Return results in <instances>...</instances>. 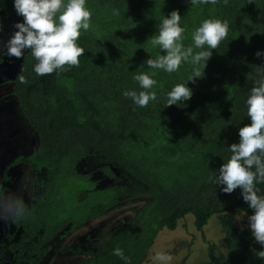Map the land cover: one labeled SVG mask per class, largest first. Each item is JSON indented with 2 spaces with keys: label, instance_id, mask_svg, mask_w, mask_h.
Segmentation results:
<instances>
[{
  "label": "trees",
  "instance_id": "16d2710c",
  "mask_svg": "<svg viewBox=\"0 0 264 264\" xmlns=\"http://www.w3.org/2000/svg\"><path fill=\"white\" fill-rule=\"evenodd\" d=\"M86 6L92 27L82 30L78 41L85 49L79 67L38 76L37 61L25 51L13 79L12 95L37 136L32 151L18 154L5 169V177L15 164L33 169L30 200H15L26 209L22 217L13 216L21 231L12 244L16 255L27 264H39L56 234L67 236L133 200L138 206L106 239L89 232L63 251L84 255L79 264H125L113 254L119 247L130 264H149L148 252L162 229L175 228L188 212L202 229L216 213L223 248L207 240V256L195 264H264L253 252L264 246L236 222V213L253 212L241 189L228 194L209 180L230 158L229 146L239 142V129L251 123L246 100L254 82L264 76V55L257 56L264 53V0L198 6L191 0H87ZM173 10L182 16L185 46L193 45L192 32L204 20L229 24L228 38L213 50L204 77L195 82L188 81L190 64L169 74L144 63L164 54L148 39ZM0 11L14 24L23 21L14 0H0ZM153 71L158 100L138 107L123 92L141 91L133 76ZM19 75L28 83H20ZM176 84L187 85L193 95L166 107L167 93ZM92 157L102 163L84 169ZM258 187L264 194V184Z\"/></svg>",
  "mask_w": 264,
  "mask_h": 264
},
{
  "label": "clouds",
  "instance_id": "9594fccd",
  "mask_svg": "<svg viewBox=\"0 0 264 264\" xmlns=\"http://www.w3.org/2000/svg\"><path fill=\"white\" fill-rule=\"evenodd\" d=\"M219 0H191L192 6L201 4L216 5ZM227 4L228 0H224ZM251 2V0H249ZM87 0H14V7L22 22H17V29L4 42L0 36V44L6 47L7 55L20 59L25 51H30L37 63L34 71L38 76L51 75L79 67L80 57L85 49L78 41L83 32H88L91 25L92 12L86 6ZM113 14L120 15L119 9H113ZM179 10H173L159 23L158 33L148 39L153 48H159L162 53L147 59L144 63L154 70H163L169 74L178 72L182 64L192 65L188 81L203 78L204 69L213 50L220 47L228 38L229 24L218 19H206L191 35L193 45L185 46L184 33L181 26ZM3 25L0 23V32ZM199 49V51H194ZM264 53L257 52V56ZM151 74L141 72L133 76L139 83L141 91L126 90L123 95L130 98L135 105L146 108L150 102L157 101L154 87L157 80ZM19 82L27 84L24 75L18 76ZM193 91L185 84H176L167 93V106L179 105L182 101L190 100ZM247 116L251 123L239 129V142L229 146L230 158L218 169V175L209 177L216 185H223L222 191L231 194L237 188L241 189L244 201L253 212L247 217L248 226L255 241L264 246V194L258 187L264 184V76L254 82L246 100ZM8 212L14 217H22L25 206L16 201L10 205ZM7 218V217H5ZM239 214L236 220H241ZM254 254L264 260V250L253 249ZM125 264H130L128 257L121 248L113 250ZM172 257L164 252H157L156 264H171Z\"/></svg>",
  "mask_w": 264,
  "mask_h": 264
},
{
  "label": "rangeland",
  "instance_id": "374dc122",
  "mask_svg": "<svg viewBox=\"0 0 264 264\" xmlns=\"http://www.w3.org/2000/svg\"><path fill=\"white\" fill-rule=\"evenodd\" d=\"M0 23L3 25L0 36L6 42L17 29L14 27L15 24L9 15L4 11H0ZM0 59L3 62L7 60L5 67L12 70L13 73L16 71L18 73L21 69L23 57L17 59L8 56L6 47L3 44H0ZM11 79H13L12 76L6 75L0 70V178L3 169L15 156L31 152L37 144L35 131L24 119L12 95L14 85L10 82ZM101 163L100 158L92 157L87 159L82 167L84 169H97ZM30 170L26 165H18L13 169L18 180V183L14 185V190L16 194L21 193V197H28L22 191L30 190L28 185L31 175ZM96 175H99L97 171ZM138 204V201H125L107 215L98 217L87 225H82L84 227H80L72 233L73 238L70 241L68 237H63L62 241L59 239L58 242L55 240L53 245L55 250H53L48 264H79L82 262L85 258L84 255L63 251L64 247L74 240L83 239L89 232L106 239V233L118 228L122 221L127 220ZM1 208H3V205H1ZM238 214L243 219L236 220L237 224L251 230L248 226L247 217L252 213L241 211L236 213V216ZM207 240L213 241L220 248H223V233L220 229L217 214H212L202 229H197L194 223V215L188 212L178 220L175 228L165 227L157 234L146 260L149 264H156L154 261L156 253L164 252L172 257L171 264H179L183 261L187 264H195L206 258Z\"/></svg>",
  "mask_w": 264,
  "mask_h": 264
},
{
  "label": "flooded vegetation",
  "instance_id": "af4514ba",
  "mask_svg": "<svg viewBox=\"0 0 264 264\" xmlns=\"http://www.w3.org/2000/svg\"><path fill=\"white\" fill-rule=\"evenodd\" d=\"M6 63H7V60H5L3 62V60L0 59V70H2L6 75L12 76V78L14 79L20 70L18 71V73H17V71L15 73H13L12 70H8L5 67ZM13 79H11L10 82H12V84L14 85ZM10 162L3 169V173H2V176L0 178V181L3 182V190L0 192V264H27V261L25 259L19 258L16 255V252L14 251V249L12 248L13 246H15L12 244H15V242L17 241V238H21V234H20L21 231H20V229L16 228V224L13 221V215L8 212V208L10 205L15 204L16 199H21V200H24L25 202L30 200L32 193H33V183H32L33 169L27 164H23V163L15 164V165H12L11 167H9V169L7 170L8 175L5 177V175H6L5 169H7ZM18 165H26L29 167V169H31L30 170L31 175H30L29 180H28L29 181L28 185H29L30 190L29 191H27V190L22 191V193H24L26 196L28 195V197H21V193L16 194V192L14 190V185L18 183V180L15 177V171H13V169L15 167H17ZM23 186H24V184H23ZM27 193H29V194H27ZM1 205H3V208H1ZM5 217H7V218H5ZM93 220H91V221H93ZM91 221H89L83 225H87ZM81 227H84V226H81ZM86 236H87V234H86ZM86 236L83 239H77V240H74L72 242L82 241L86 238ZM63 237H66V238L68 237L69 241L73 238L72 233L67 235V236H62V235L56 234L48 242L50 249H49L47 255H45L43 257V259L39 262V264H48L50 256H51L53 250H55V249H53L54 248L53 245H54L55 240L57 242L59 239L62 241Z\"/></svg>",
  "mask_w": 264,
  "mask_h": 264
},
{
  "label": "water",
  "instance_id": "95a60500",
  "mask_svg": "<svg viewBox=\"0 0 264 264\" xmlns=\"http://www.w3.org/2000/svg\"><path fill=\"white\" fill-rule=\"evenodd\" d=\"M22 61H23V59H22ZM21 67H22V64H21ZM21 70V69H20Z\"/></svg>",
  "mask_w": 264,
  "mask_h": 264
}]
</instances>
